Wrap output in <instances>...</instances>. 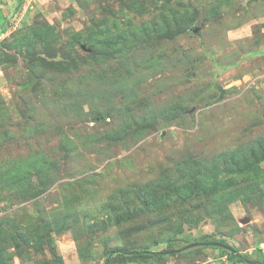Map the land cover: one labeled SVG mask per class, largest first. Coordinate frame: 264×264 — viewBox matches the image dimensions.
Listing matches in <instances>:
<instances>
[{
	"label": "rangeland",
	"instance_id": "374dc122",
	"mask_svg": "<svg viewBox=\"0 0 264 264\" xmlns=\"http://www.w3.org/2000/svg\"><path fill=\"white\" fill-rule=\"evenodd\" d=\"M17 4L0 0V264L264 260V178L196 187L264 139V0Z\"/></svg>",
	"mask_w": 264,
	"mask_h": 264
},
{
	"label": "trees",
	"instance_id": "16d2710c",
	"mask_svg": "<svg viewBox=\"0 0 264 264\" xmlns=\"http://www.w3.org/2000/svg\"><path fill=\"white\" fill-rule=\"evenodd\" d=\"M24 4V0H18V4L16 7V10L19 12ZM175 30L177 32H182L185 30L184 27L181 25H176ZM171 32V31H170ZM170 32H162L163 37H171L174 36V33ZM44 34V33H42ZM40 33H37V37L42 36ZM45 35L48 36V38L56 40L54 35H51V33L45 32ZM114 43V44H113ZM113 43L109 40L107 42L108 45V51L105 53H102V57L106 58V60L115 54L116 48H117V42L113 41ZM96 45V43H92V46ZM100 55V57H101ZM53 63H48V65L51 67ZM60 64V63H56ZM30 72H32L30 74ZM29 72V79L28 84H32L35 82L36 78L38 80V75L30 71ZM254 149L248 153V159L245 160L247 162L245 165H241L240 162L235 161L233 158L228 160V164L224 163V166L222 168H218V164L212 165L210 161L204 162L200 164L201 168L198 172V177L196 179V187L199 190H209V191H219V190H227V192H230L231 195H233L234 191L237 189L235 186L240 183L241 179L248 177L254 180V182H257L260 178H264V170L260 168V162L264 160V139H259L254 144ZM194 222V221H192ZM200 242H220L223 244H229L225 239H216L212 238L209 239L206 236L200 237L197 239ZM174 247V243L169 242V246L162 250L157 252H147L146 250L137 251L132 254H130L129 258H136V257H154L156 259H161L166 255H170L172 253V249ZM223 251L228 253L230 260H233L235 262H241L244 259L239 258L236 256V254L228 249H224ZM123 254H127L126 252H123ZM114 255L113 253H110L107 257L106 264H113ZM254 264H264V260L258 257L254 260Z\"/></svg>",
	"mask_w": 264,
	"mask_h": 264
},
{
	"label": "water",
	"instance_id": "95a60500",
	"mask_svg": "<svg viewBox=\"0 0 264 264\" xmlns=\"http://www.w3.org/2000/svg\"><path fill=\"white\" fill-rule=\"evenodd\" d=\"M199 28L200 27H195L193 28V31L195 33H197L199 31ZM214 245H217V246H221V247H224L232 252H234L236 254L237 257L239 258H243V255L233 246L229 245V244H223V243H220V242H213Z\"/></svg>",
	"mask_w": 264,
	"mask_h": 264
}]
</instances>
